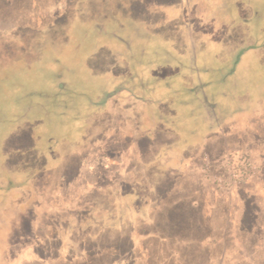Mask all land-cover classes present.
Wrapping results in <instances>:
<instances>
[{
    "label": "rangeland",
    "instance_id": "374dc122",
    "mask_svg": "<svg viewBox=\"0 0 264 264\" xmlns=\"http://www.w3.org/2000/svg\"><path fill=\"white\" fill-rule=\"evenodd\" d=\"M192 194L215 239L177 261L146 236ZM206 248L264 264V0H0V264Z\"/></svg>",
    "mask_w": 264,
    "mask_h": 264
},
{
    "label": "trees",
    "instance_id": "16d2710c",
    "mask_svg": "<svg viewBox=\"0 0 264 264\" xmlns=\"http://www.w3.org/2000/svg\"><path fill=\"white\" fill-rule=\"evenodd\" d=\"M236 155H238L237 152L230 153L227 151L226 154L223 153V155L218 157V159L219 161H226L232 164ZM214 160L215 159H213V157L208 160L206 157L204 158V162H208L210 164L212 163L213 165L214 163H219V161L215 162ZM211 195V193H207L201 200H205L206 202V198ZM194 196L195 195L193 194L189 196L188 202L190 203H182L184 200L183 197L178 203L160 209V212H162V220L154 221L155 227L153 232L146 236V243L153 242L157 244L156 247H160L163 254L170 255L177 261L180 260L179 256L183 251H187L186 253L190 252L191 254L188 255L190 256L193 251H197L199 249L202 250V248L207 247L209 245L207 242L213 241L212 243H214L215 238H213V234L207 230V227H205L206 222L200 218L201 215H206L203 211L206 204L204 201L202 202ZM147 252H149V250ZM203 253L205 258L202 264H209L211 261L210 249H204ZM197 260L198 257H193V259H189L188 261L189 264H199Z\"/></svg>",
    "mask_w": 264,
    "mask_h": 264
}]
</instances>
